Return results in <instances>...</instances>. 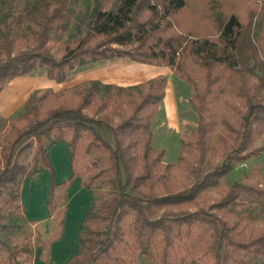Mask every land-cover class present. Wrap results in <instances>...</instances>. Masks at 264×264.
<instances>
[{
	"label": "trees",
	"instance_id": "1",
	"mask_svg": "<svg viewBox=\"0 0 264 264\" xmlns=\"http://www.w3.org/2000/svg\"><path fill=\"white\" fill-rule=\"evenodd\" d=\"M88 1L80 8L79 0H0V92L39 68L60 84L76 67L126 57L166 67L191 88L196 130L181 139L175 164H164L165 152L151 147L163 76L128 87L88 81L34 91L15 117L0 116V264H32L38 250L47 264L74 178L91 202L77 253L64 264H134L137 258L264 264V222L257 227L264 220V188L233 183L208 204L209 192L246 158L254 126L264 125V100H248L231 144L215 151L208 145L215 127L225 124L216 112L225 87L254 77L257 89L264 88V0ZM55 143H66L70 153V178L61 184L54 183L48 160ZM81 150L92 157L75 172ZM43 170L50 172L49 218L28 222L22 182ZM7 198L18 203L20 216L3 209ZM14 230L23 233L18 244L6 240Z\"/></svg>",
	"mask_w": 264,
	"mask_h": 264
},
{
	"label": "crops",
	"instance_id": "2",
	"mask_svg": "<svg viewBox=\"0 0 264 264\" xmlns=\"http://www.w3.org/2000/svg\"><path fill=\"white\" fill-rule=\"evenodd\" d=\"M158 76L166 79L164 96L158 105L156 117L152 121L151 147L165 152L163 163L175 164L180 152L181 139L196 130L198 115L189 100L191 88L168 68L145 65L131 61L129 58H113L76 67L68 72L64 82L58 84L46 77L45 68H39L33 73L15 78L0 92V116L6 120L15 117L29 95L36 90L51 89L54 92L69 89L88 81H99L120 87L134 86L145 83ZM185 104L188 111L187 120L179 123L177 131L172 133L169 123H158L162 104ZM166 116H164V119ZM163 119V120H164ZM175 142V143H173ZM171 146L174 148L170 151ZM175 147L177 149H175ZM172 152V153H171ZM48 160L53 171V181L56 184L67 182L70 178V153L66 143H55L48 149ZM50 191V172L43 170L23 179L19 195L26 221L43 224L48 218L46 209ZM65 215L60 238L49 250L47 264H64L76 253V237L80 229L83 215L91 202V194L80 186L79 178H74L65 189ZM40 251L36 252L32 264H44L38 260Z\"/></svg>",
	"mask_w": 264,
	"mask_h": 264
},
{
	"label": "rangeland",
	"instance_id": "3",
	"mask_svg": "<svg viewBox=\"0 0 264 264\" xmlns=\"http://www.w3.org/2000/svg\"><path fill=\"white\" fill-rule=\"evenodd\" d=\"M89 5L88 0H79V7L84 8ZM257 80L254 77H245L244 79H236L231 88L225 87L221 100L218 102L216 112L224 117L225 124L221 122L215 127V136L208 140V145L212 150H217L222 146H229L231 144V138L234 136L235 131H238L241 125L242 115L246 110V103L248 100H264V88L257 89ZM162 104V109L157 117V124L169 123L171 129L177 131L179 123L182 120H187L188 111L185 104ZM164 116L166 118L164 119ZM156 117V114L154 118ZM153 118V120H154ZM164 119V120H163ZM106 139L111 141L110 135L105 133L104 129H101ZM175 143V142H173ZM86 144V143H83ZM174 148L171 146L170 151ZM175 149H177L175 147ZM211 150L209 154L210 162L215 163L217 161V155ZM172 153V152H171ZM196 153V152H194ZM216 155V156H215ZM246 158L234 165L233 170L224 178L222 184L216 189H213L208 194V204L215 202L221 198L224 192L233 183L250 184L256 188H264V125L254 126L252 133L251 144L248 148ZM92 155L86 154L81 150L75 155L73 159V168L75 172H78L82 166H88ZM33 153L30 155L26 162L27 170L32 168ZM3 209H14V211L20 216L21 210L18 203L13 199H5L3 201ZM85 214V213H84ZM84 216V215H83ZM264 220H260L257 223V227L262 225ZM82 223V222H81ZM25 225V224H24ZM31 230H34V226L26 225ZM81 228V224H80ZM40 230H43L41 226ZM80 229L76 237V249H78L77 240L79 237ZM23 233L14 230L6 239L11 244H18L22 239ZM256 236H244L241 240L250 239ZM36 255V254H35ZM35 258V256H34ZM134 264H149L143 258H137Z\"/></svg>",
	"mask_w": 264,
	"mask_h": 264
}]
</instances>
